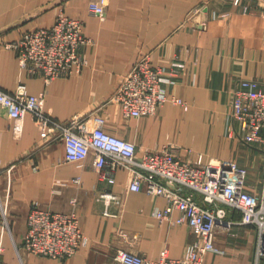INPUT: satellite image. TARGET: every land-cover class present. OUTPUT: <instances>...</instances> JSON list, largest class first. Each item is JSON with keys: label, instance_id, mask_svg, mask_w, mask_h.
<instances>
[{"label": "crops", "instance_id": "obj_1", "mask_svg": "<svg viewBox=\"0 0 264 264\" xmlns=\"http://www.w3.org/2000/svg\"><path fill=\"white\" fill-rule=\"evenodd\" d=\"M91 1L97 0H0L2 87L12 93L24 82L31 93L45 92L46 109L60 120L100 113L105 129L135 142L138 154L171 144L183 159H236L256 184L264 171V151L243 140L231 99L242 78L259 79L264 86L262 14L232 0H105L100 18L89 11ZM61 10L84 20L90 39L81 49L86 63L80 72L46 83L30 76L5 43L50 26ZM143 54L165 70L167 93L183 98L187 109L168 102L154 115L127 117L110 100L119 76ZM93 157L82 166L66 160L64 142L41 139L31 114L23 135L15 138L12 119L0 105V219L5 213L8 220V225L0 224L4 264H116L119 248L147 259L164 249L180 257L198 239L188 223L174 222L180 211L174 210L171 219L158 218L156 212L168 206L167 199L131 190L130 171L118 169L114 183L101 180ZM77 176L80 182L73 180ZM107 190L118 199L106 203L100 194ZM185 193L205 207H224L233 222L230 228H217L221 251L208 252L206 263L255 264L257 231L240 223L241 213L221 202L209 204L194 190ZM35 206L76 214L89 242L63 259L31 253L24 242L27 217Z\"/></svg>", "mask_w": 264, "mask_h": 264}, {"label": "built area", "instance_id": "obj_2", "mask_svg": "<svg viewBox=\"0 0 264 264\" xmlns=\"http://www.w3.org/2000/svg\"><path fill=\"white\" fill-rule=\"evenodd\" d=\"M244 10L256 8L264 17V0H232ZM89 11L104 18L106 1H91ZM90 39L84 34V20L61 10L50 26H39L23 33L18 39L7 41L6 48L17 52L21 66L30 76H40L46 83L80 72L85 66L83 45ZM165 70L154 65L149 54L140 55L132 67L119 76L110 98L118 103L127 117L151 116L165 103L188 108L185 100L169 95L164 87ZM0 105L12 119V132L20 138L25 129L26 117L31 114L44 141H63L66 160L80 166L93 154V166L101 180L114 183L115 172L126 169L131 173L129 188L145 190L149 194L164 196L168 206L158 210L160 219H171L174 210L181 212L174 220L188 223L198 239L187 245L180 257L170 256L167 249L155 259L128 248H119L116 264H207L208 252L221 251L215 241L218 227L230 228L232 220L226 218L224 207H205L185 189L202 194L209 204L219 202L241 213L240 223L253 226L257 231L256 261L264 254V171L259 184L249 181V169L236 159L203 161L183 159L173 146L143 151L138 154L135 142L110 133L105 129L106 118L93 112L60 120L45 107V92H29L27 84L20 82L15 92H8L0 84ZM232 117L243 132L247 144H257L264 151V86L256 78H242L233 89ZM73 180L81 181L77 176ZM109 203L118 199L111 191L101 192ZM8 225L3 213L0 224ZM84 233L76 214L45 210L35 206L27 217L25 247L31 252L63 259L72 256L86 245ZM4 245L0 229V264Z\"/></svg>", "mask_w": 264, "mask_h": 264}, {"label": "rangeland", "instance_id": "obj_3", "mask_svg": "<svg viewBox=\"0 0 264 264\" xmlns=\"http://www.w3.org/2000/svg\"><path fill=\"white\" fill-rule=\"evenodd\" d=\"M169 145H170V146H173V145H171V144H169ZM173 148H174V147H173ZM174 150H175V149H174ZM195 153H196V152H195ZM255 179H256V178H253V180H255ZM258 179H259V178H258ZM258 179H256L255 181H257ZM260 180H261V179H259V181H257L258 183L256 182L257 185L259 184ZM260 262H261V264L264 263V254H262V255L260 256V258H259L258 261L255 260V264H260Z\"/></svg>", "mask_w": 264, "mask_h": 264}]
</instances>
